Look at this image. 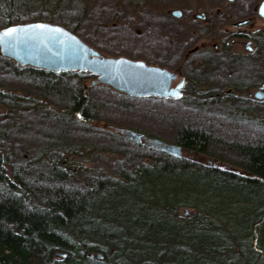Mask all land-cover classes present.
I'll return each instance as SVG.
<instances>
[{"label":"trees","instance_id":"16d2710c","mask_svg":"<svg viewBox=\"0 0 264 264\" xmlns=\"http://www.w3.org/2000/svg\"><path fill=\"white\" fill-rule=\"evenodd\" d=\"M23 7L20 0H0V22L13 24L11 21ZM61 18L70 20L66 16ZM62 27L73 32L72 28ZM105 30L104 34H96L103 42L118 47L145 48V44L135 43L131 38H135L134 35L125 29ZM149 38H155L154 33ZM145 40L148 42V38ZM33 73L36 74L29 77V86L59 103H66L64 112L71 118L77 116L78 122L98 121L101 113L106 112L107 102L100 99L99 94L87 96L81 85L80 77L90 78L91 74L85 72L78 77L79 72L65 73L75 75L65 82L59 77L61 73L44 70ZM0 97L13 109L18 108L20 102L12 100V96L0 94ZM176 119L171 120L170 128L175 127L174 144L193 151L221 149L235 159L229 162L239 171L188 165L182 157L161 151L150 152L149 163L139 162L131 171L127 161H131L135 152L129 150L125 162L117 164L116 175L92 171L87 181L82 174L80 177L84 180L79 184L71 179L76 177L72 164L70 168L68 165L63 168L54 159L30 175L27 164L23 170L13 166L10 174L6 166L9 158L4 162L0 154V264H239V260L250 264L255 261L264 253V247L257 241L254 251L252 241L250 247L245 241L254 236L253 233L261 234L264 224V132L246 135L249 131L246 126L234 124L230 131L233 136L216 137L207 134L202 125L189 124V119ZM60 124L66 134L42 133L46 143L51 144L52 149L56 147V153L60 145L66 146L74 139V142L92 141L90 136L80 132L71 136L68 130L73 128V123L61 120ZM158 126H151L154 130L150 137L160 139L155 133L164 129ZM6 141L0 133V150L8 156L4 149ZM121 143L127 142L121 139ZM184 177L187 182L182 188ZM192 188L203 190L219 203L236 200L242 206L255 204L248 211L255 214L256 222L249 226L241 224L240 229L244 231H240L241 241L238 242L225 230L229 220H235L236 211L227 218L210 216L197 202L185 203L186 197H196ZM178 198L183 202L173 205ZM185 204L199 210L198 213L188 219L178 218L177 208ZM221 220H225V224ZM242 233L250 234L246 237ZM57 252L65 255L58 258ZM98 254L102 258L97 257Z\"/></svg>","mask_w":264,"mask_h":264},{"label":"rangeland","instance_id":"374dc122","mask_svg":"<svg viewBox=\"0 0 264 264\" xmlns=\"http://www.w3.org/2000/svg\"><path fill=\"white\" fill-rule=\"evenodd\" d=\"M20 1L24 4L22 11L18 12L17 15L14 16L11 21L13 24L0 22V35L6 28L17 26L19 24H31L36 21L54 23L57 21L58 23H61L62 26L72 28L71 30H73V34L96 51H99L101 54L105 53L110 57H124L135 61H142L140 59H144L148 61V64H150V62L152 63L153 59L161 56L163 48H161L160 43L163 42L164 38L168 40L174 38L177 40H185L187 38L195 40L197 37L191 34L193 33V29L188 25L187 19L189 18L186 20L183 19V12H181L182 14L180 17L176 18L173 17V14L168 12V10L170 11L175 9L183 10V8H188L189 6L194 8L196 7L194 3L195 0ZM185 3H188L189 5ZM102 8H109L111 11L105 13L102 11L104 10ZM190 8L191 7L188 9ZM190 13L191 12L187 13V17H189ZM62 16H66V18H69L70 20L61 18ZM168 19L170 21L165 23V31L163 29H158L156 33H154L155 38L150 39L149 35L152 31H149L148 21L155 20L158 22L161 20V22H163ZM109 28H120L129 31L135 38H139L138 40L131 37L132 40H135V43H138L139 45L145 44V48L141 46L139 47L138 45L135 48L129 46L118 47L99 40L96 34L100 32H103L104 34L106 31L105 29L108 30ZM195 28L196 27H194V31H197L198 29L196 28L197 30H195ZM197 33H199L203 39H206V41L215 39L212 37L209 38L210 36L208 30H200V32L197 31ZM147 38L148 42L145 40ZM193 43L194 42H192V44ZM151 66L158 67L156 65ZM31 69H34V67H21L11 58L9 59L4 57L0 46V94L10 95L13 97L11 98L12 100L15 99V101L20 102L17 104L18 108L15 110L9 105L10 103L4 102L3 98L0 97V133L1 138L3 140H7L6 144H4V149H6L8 156H6L5 151L1 152L0 150V154L4 162H6L7 157L9 158V165L7 164L6 166L8 173L10 174L12 173L10 170L13 166L22 169L25 167V164H27L29 168H33L27 169V172L30 175L33 172L42 170L45 167L44 164L55 159L59 166L63 168L67 165L70 168L72 164L74 169H76L75 172L77 173L73 172L74 176L76 174V177H71V179L72 181L75 180L74 182L81 184L84 178L85 181H87L89 177H92V171L98 173L100 172L106 175H116L118 172L117 169L119 168L117 164L125 162L126 156L128 155L127 152L129 150L135 152L133 157L130 159L131 161H127L130 163L129 169L132 171V169L136 168L140 164L139 162L142 164L149 163L152 156L150 152H167L162 151L157 147L150 146L144 138L141 143L129 140L125 138L124 135L119 133V131L117 132V129L126 127L128 129L130 128L142 132L146 137H150L151 132L154 130L151 126L154 127L156 125H160L164 130H159L157 132L159 134L155 133V135H158V138H160L159 140L174 144L173 128L175 127L170 130L173 125L171 124V120L174 118H178L176 119L177 121L189 119V124L197 123V125H202L203 129L208 131L207 134L215 135L216 137H222L226 134L232 135L230 134V131H232L231 128L234 124L246 126L245 128L249 130L247 134L244 133L246 135L257 133L259 131L264 132V101L260 104V106L250 103L249 106L244 105L239 109H233L227 104H221V102L218 105L207 109L201 108L202 115L199 113L194 115L192 114V112H195L192 111L193 108L189 109L190 112L188 111V113H186V109L191 107L190 105L189 107L185 106V108H183L177 103L152 101L149 99H143V97H140L139 99L135 97L131 98V96L129 97V95L125 93L117 92L111 86L99 82V79L95 76L84 80L81 79V85L83 86L87 96L99 94L100 99L107 102V110L105 113H101V116L97 119L98 121L90 122L82 120L78 122L76 119L78 118L77 116H72L71 118L68 112H64L65 107H67L66 103H59V101L54 97L46 96L42 92L29 86V77L33 74V72H29ZM260 70V76L264 80V69L262 70L260 68ZM257 72V68L251 69L252 75L254 77L256 76V78ZM59 77L65 82H69L71 78H73L72 75H65V73H61ZM25 99L27 100L24 101ZM32 101L33 103H30ZM196 103L197 100L193 104ZM207 113L211 115H207ZM61 120L73 123V128L68 130L69 133H72L71 136L74 137L75 135L73 134L79 135L80 132L86 137L90 136L92 141L80 140V142H74L76 141L74 139L72 142L69 139V135V138L67 139H69L72 143L68 142L66 146L59 144V151L56 153V147L52 149L51 144L46 143V139L42 136V133L45 131L46 134H62L63 132L60 124ZM149 122L154 124L151 125ZM160 126H158V128ZM66 129H68V127ZM166 129L167 131L168 129L170 131L167 132ZM242 129L244 128L242 127ZM99 131H102L103 133H100ZM66 133L67 132L63 134ZM236 138H238V136H236ZM121 139H124L127 143H121ZM137 145L139 146L138 148ZM180 147V157H176L170 153L167 154L176 158L182 157L184 162H187L188 165L201 164L216 170H238L236 168H232V163L229 162L234 161L235 159L222 152L221 149L217 150L215 148H206V151H193L192 149L183 148L182 146ZM82 174L85 175L84 178L80 177ZM186 182V178L184 177L183 183L181 184L182 188L185 187ZM196 186L198 187L197 184ZM191 192L196 194V197H186L188 199L185 200V203L188 202L190 204L191 201L194 203L197 202V205L203 206L207 211V214L210 216L220 215L221 217L227 218V216H229L232 212L236 211L233 214V218H235V220L231 219L233 222L229 220V227L225 230H229L228 234L231 237L233 236L235 240H238V242L241 241L240 237H238L241 236V224L249 226L253 224L254 221L256 222V218L254 217L255 214H251L248 211L249 209L254 208L255 204H244L242 206L240 205V201L236 203V200H231L226 204L219 203L216 202L212 196H208L207 194L205 195V192L201 189L197 190L192 188ZM179 202H183V199L178 198L173 201L172 204L175 205ZM217 203H219V205H217ZM198 211L199 210L185 204L178 206L176 216L181 219H188L195 213H198ZM237 211L242 212L237 213ZM201 214L204 215L203 212H201ZM237 214H240L241 217H238ZM221 222L225 224V220H221ZM221 222L219 221V223ZM249 234L250 233H245L244 236L247 237ZM252 235L254 236H250V238L248 237L246 239V245L248 247L252 245L251 248L254 250L258 247L255 243L258 241V244L260 243L264 247V224L262 226L261 234L256 233L255 235V233H253ZM259 237L261 240H259ZM250 241H252L251 245L249 244L251 243ZM258 250H261V248ZM56 255L59 258L63 257L65 254L57 252ZM97 257L102 258V255L98 254ZM238 262L239 264H249L248 262L242 263L240 260ZM250 264H264V253H261L260 256L256 258L255 261H251Z\"/></svg>","mask_w":264,"mask_h":264},{"label":"flooded vegetation","instance_id":"af4514ba","mask_svg":"<svg viewBox=\"0 0 264 264\" xmlns=\"http://www.w3.org/2000/svg\"><path fill=\"white\" fill-rule=\"evenodd\" d=\"M194 3V8L176 10L183 12V19L189 18L191 34L198 38L163 40L161 56L150 62L172 74L164 81L169 90L181 92L179 97L170 96L165 101L199 109L221 102L233 109L250 103L260 106L264 101V80L260 76V68L264 69V0H195ZM188 12H191L189 17ZM194 27L198 32L208 30L209 38L215 39L206 41ZM254 68L258 70L257 78L251 73ZM88 72L99 78L93 71Z\"/></svg>","mask_w":264,"mask_h":264},{"label":"water","instance_id":"95a60500","mask_svg":"<svg viewBox=\"0 0 264 264\" xmlns=\"http://www.w3.org/2000/svg\"><path fill=\"white\" fill-rule=\"evenodd\" d=\"M173 14L180 17L181 12L177 10ZM39 24L48 27H34ZM13 27L14 33L4 35L3 30L0 35L1 52L20 63L51 72L93 71L99 75V81L129 96H180L179 89L171 91L164 85V81L172 76L169 71L124 57L106 58L62 26L35 22ZM118 131L134 142L141 143L144 138L152 147L181 156L180 146L146 137L133 129L119 128Z\"/></svg>","mask_w":264,"mask_h":264},{"label":"bare ground","instance_id":"6f19581e","mask_svg":"<svg viewBox=\"0 0 264 264\" xmlns=\"http://www.w3.org/2000/svg\"><path fill=\"white\" fill-rule=\"evenodd\" d=\"M102 9H104V10H102ZM101 10L103 11V12H105V13H107L108 11H111L109 8H102ZM174 11H177L176 9L175 10H171L170 11V13L171 14H173V12ZM178 11H180V10H178ZM181 12V11H180ZM182 14V13H181ZM173 17H178V16H176V15H174L173 14ZM171 20H172V18H171ZM168 21H170L169 19L166 21H163V22H161V20L160 21H155V20H149L148 21V28H149V31L151 32V33H156V31L159 29V30H161V29H165L164 28V26H165V23L166 22H168ZM36 22H38V21H36ZM47 23H50V22H47ZM50 24H54V23H50ZM55 25H57V24H55ZM67 30V29H66ZM165 31V30H164ZM164 40H167L166 38H164ZM176 41L177 39L176 38H174V39H171L170 41ZM156 44H157V42H156ZM172 45V44H171ZM162 46V45H161ZM171 49H172V47H171ZM99 52V51H98ZM100 53V52H99ZM101 54V53H100ZM4 55V54H3ZM102 56H104V57H106V58H114V57H110V56H108V55H106L105 53H102ZM4 57H7V58H11L13 61H15L18 65H20L21 67H26V66H31V65H26V64H24V63H20V62H18L15 58H13V57H11V56H9V55H4ZM3 58V57H2ZM132 60V59H131ZM140 60H142L141 62H143V63H145V64H147V65H149V66H151L150 64H148V61H146V60H144V59H140ZM137 61V60H136ZM139 61V60H138ZM161 68V67H160ZM48 71V72H51V71H49V70H47V69H43V68H37V67H34V69H31V70H29V72L30 73H32V72H38V71ZM166 70V69H165ZM168 71V70H167ZM69 72H79V73H81V74H79V76L78 77H80V75H82V74H84L85 72H87V73H89L88 72V70H71V71H65V72H53V73H69ZM33 74H36V73H33ZM90 74V73H89ZM92 75V74H91ZM10 76H12V75H10ZM73 77H75V75L73 76ZM82 80H84V78L81 76L80 77ZM10 79V78H9ZM99 82H102V81H99ZM107 85V84H106ZM114 89V88H113ZM116 90V89H115ZM117 92H120V91H118V90H116ZM179 92V91H178ZM123 93V92H122ZM180 93V95H181V92H179ZM4 96L6 95L7 96V94H3ZM152 96V95H151ZM130 97V96H129ZM132 97H135V98H140V97H138V96H131V98ZM153 97H157V96H153ZM168 97H170V96H167V97H158L159 99H155V98H151V97H149V96H147V97H143V99H149V100H152V101H163V102H171V101H165V98H168ZM174 98V97H173ZM175 98H177V97H175ZM193 108V109H192ZM189 109H192V111H195V112H192V114H197V113H199L200 115H202V112H201V109H199V107L197 108V107H189V108H187L186 109V113H188V111L190 112V110ZM195 109V110H194ZM207 115H211V114H208L207 113ZM122 128H126V127H122ZM130 129V128H129ZM150 138V137H149Z\"/></svg>","mask_w":264,"mask_h":264},{"label":"snow or ice","instance_id":"6c2138e0","mask_svg":"<svg viewBox=\"0 0 264 264\" xmlns=\"http://www.w3.org/2000/svg\"><path fill=\"white\" fill-rule=\"evenodd\" d=\"M262 10H264V8H262ZM34 27H40V28H44V27H48L47 25H44V24H39V25H34ZM16 31V29L14 27H9V28H6L4 30V35H8V34H11V33H14Z\"/></svg>","mask_w":264,"mask_h":264}]
</instances>
